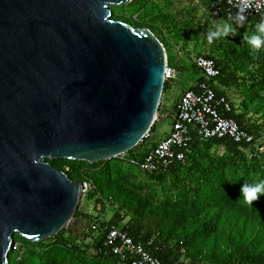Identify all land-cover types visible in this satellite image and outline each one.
Listing matches in <instances>:
<instances>
[{
	"label": "water",
	"instance_id": "obj_1",
	"mask_svg": "<svg viewBox=\"0 0 264 264\" xmlns=\"http://www.w3.org/2000/svg\"><path fill=\"white\" fill-rule=\"evenodd\" d=\"M130 2L0 0V264L69 227L81 185L50 161L114 158L158 117L162 44L109 18Z\"/></svg>",
	"mask_w": 264,
	"mask_h": 264
},
{
	"label": "rangeland",
	"instance_id": "obj_2",
	"mask_svg": "<svg viewBox=\"0 0 264 264\" xmlns=\"http://www.w3.org/2000/svg\"><path fill=\"white\" fill-rule=\"evenodd\" d=\"M108 8L111 20L124 22L134 28H146L159 42L161 41L166 66L173 69L174 79L161 93L160 105L167 107L173 101L177 102L182 89L188 86L189 81L196 75L189 62L191 55L210 53L213 57L228 62L227 72H233L237 79L231 84V93L237 105L235 113L245 112V123L258 126L257 140L264 144V103L260 101L264 98V48L253 53L245 41V37L254 31L256 23L234 25L237 32L235 36L210 44L206 33L221 20L211 16L207 0H141L135 5H112ZM169 126V119L154 121L152 137L146 146L161 139L169 130ZM194 160L199 164L195 165V168L192 167ZM55 162L59 164L58 161ZM66 164L73 163L67 160ZM86 172L105 178L115 187L127 190L131 195L152 204L175 206L184 198L190 199L193 196L190 187L196 184L197 180L205 181L211 177L226 187H232L233 182L243 185L258 181L264 174V151L258 160L248 161L247 158L239 159L224 145L205 144L193 154L189 168L177 173L178 178L167 177L163 181H155L131 166L114 161H106L102 167L90 168ZM257 201L264 204V195ZM81 208L88 214L104 220H108L115 210L114 207L104 206L96 212L92 200L82 201ZM88 234V224L85 220L72 219L69 227L62 233L63 238L68 240L67 246L52 247L46 239L41 242L48 247L42 246L41 252H47L44 256L49 257L52 264H114L95 258L92 239L96 233ZM13 239L22 244L17 235L14 234ZM8 258L9 264H13L12 252L8 254Z\"/></svg>",
	"mask_w": 264,
	"mask_h": 264
},
{
	"label": "trees",
	"instance_id": "obj_3",
	"mask_svg": "<svg viewBox=\"0 0 264 264\" xmlns=\"http://www.w3.org/2000/svg\"><path fill=\"white\" fill-rule=\"evenodd\" d=\"M140 1L131 0L129 5H135ZM207 1L210 9L214 6H221L223 3V0ZM219 18L221 20L226 19L222 13L219 14ZM260 18L259 15L251 16L244 23H257ZM205 56L212 58L219 69V76L215 79L218 85L226 87L235 80L237 81L233 72H227L229 64L225 59L213 57L210 53ZM190 66L194 70V67ZM197 79L200 80L201 76L199 75ZM167 87L168 82L164 81L161 93ZM216 92L221 94L218 90ZM260 101L264 103V98ZM157 112H161L160 103ZM245 115V112L235 113L232 106V112L229 116L240 128L250 131L255 138H258V126L247 125ZM262 116L264 118V114ZM153 129L154 122L149 133H152ZM146 143L147 141L142 139L127 153L135 158H141L149 146L154 145L151 143L146 146ZM205 144L224 145L236 157L246 160L237 146L231 142L221 140L196 142L190 146L186 153L187 165L185 167L174 165L163 174H145L155 181H163L167 177L178 178L177 173L189 168V161L193 154L197 153L200 147ZM253 160L256 161L258 158L248 159V161ZM57 161L59 164H56L55 161H50V163L54 168L61 171H63V166L68 167V171L65 173L71 180L76 182L86 180L91 183L92 190L86 194L84 200H92L94 205L105 200L108 203L107 206L115 208L108 220L98 216L94 217L85 212L84 209L80 210L78 206L73 214L72 219H83L87 222L88 235L96 233L92 239L95 258L121 264L115 256L103 253L101 248L102 234H100V229L106 224H112L125 231L136 243L145 244L151 240L152 246H146V249L162 264H201V261L202 264H264V204L259 201H254L252 205L244 202L240 193L242 185L236 182H233L232 187H226L211 177L206 178L205 181L197 180V183L190 187L193 191V196L190 199L184 198L175 206H168L147 202V200L131 195L127 190L115 187L105 178L86 172L90 168L102 167L106 161L123 164L116 159L111 158L94 164L72 161L73 164L70 165L66 164L67 160ZM192 165L195 168V165L199 164L194 160ZM259 180H264V174ZM126 217H128L127 220L123 222ZM94 223L98 224L97 228L91 230L90 225ZM74 231L77 232V230ZM63 232L65 229L47 239L51 243L49 245L66 247L68 240L63 238ZM69 233L72 234V232ZM78 233L81 234L80 231ZM18 238L22 242L19 244L25 254L24 264H52L51 259L44 256L47 252H41L42 246L48 247L46 244L43 242L30 243L20 237ZM13 241L16 242L14 239ZM155 246L158 248L157 250L154 249ZM180 259L186 262H182Z\"/></svg>",
	"mask_w": 264,
	"mask_h": 264
},
{
	"label": "built area",
	"instance_id": "obj_4",
	"mask_svg": "<svg viewBox=\"0 0 264 264\" xmlns=\"http://www.w3.org/2000/svg\"><path fill=\"white\" fill-rule=\"evenodd\" d=\"M246 0H223L221 6H214L210 14L219 18L222 13L224 18L244 11ZM247 18L251 16L264 15V0H254V4L244 11ZM189 62L196 69L201 79L197 80L191 87L181 91L174 110L171 113L157 112V120L169 119V130L164 136L153 142L141 158H135L127 152L115 156L113 159L131 166L140 172L147 174H163L171 166L185 167L187 165L186 153L192 144L205 141H228L236 145L238 150L247 159H256L264 151V144L245 129L240 128L229 116L232 112L231 101L228 97L218 94V84L215 79L219 76V69L214 60L200 54H193ZM174 79V71L165 67L164 81L171 82ZM152 133L149 130L141 138L149 141ZM140 140V141H141ZM64 172L68 167H62ZM80 200L78 208L81 210L82 201L86 194L92 190L89 181H80ZM107 201L93 204L96 212ZM98 224H91L90 229L96 230ZM102 234L101 248L103 253L115 256L121 264H162L158 258L151 255L146 246H152L149 240L145 244L134 242L125 231L119 227L109 224L100 229ZM155 250L158 248L155 246ZM13 253V264H24V251L18 242H12L8 254ZM7 254V256H8ZM9 264V258L7 260ZM185 264V263H175Z\"/></svg>",
	"mask_w": 264,
	"mask_h": 264
},
{
	"label": "clouds",
	"instance_id": "obj_5",
	"mask_svg": "<svg viewBox=\"0 0 264 264\" xmlns=\"http://www.w3.org/2000/svg\"><path fill=\"white\" fill-rule=\"evenodd\" d=\"M254 4V0H246L244 11ZM244 11H238L234 15H229L226 19L215 23L213 28H210L206 33L207 41L211 44L216 40L235 36L237 34L235 26H243L247 17ZM246 44L251 52L255 53L264 48V15L255 24L254 31L245 37ZM241 198L249 205L257 201L260 196L264 195V180H258L251 184L244 183L240 188Z\"/></svg>",
	"mask_w": 264,
	"mask_h": 264
},
{
	"label": "crops",
	"instance_id": "obj_6",
	"mask_svg": "<svg viewBox=\"0 0 264 264\" xmlns=\"http://www.w3.org/2000/svg\"><path fill=\"white\" fill-rule=\"evenodd\" d=\"M220 19V18H218ZM221 20V19H220ZM200 55H203V54H200ZM205 56V55H204ZM191 65V63H190ZM173 70V69H172ZM193 71L196 72V75L191 79V81H189L188 83V86L184 87L182 90L186 89V88H189L191 87L198 79L199 77V72L194 69ZM231 85L229 86H221V85H218V91L222 94V95H225L226 97H228L231 101V105L233 106V109H235V107L237 106L234 99H233V94L231 93ZM175 104H176V101H173L172 104L168 105L167 107H165L163 104H161V111L162 112H166V113H171L173 110H174V107H175ZM235 111V110H234ZM153 143V142H152ZM80 222V221H79ZM82 223V222H80Z\"/></svg>",
	"mask_w": 264,
	"mask_h": 264
}]
</instances>
